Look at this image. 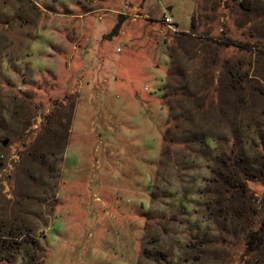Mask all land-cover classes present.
Segmentation results:
<instances>
[{
  "label": "rangeland",
  "instance_id": "obj_1",
  "mask_svg": "<svg viewBox=\"0 0 264 264\" xmlns=\"http://www.w3.org/2000/svg\"><path fill=\"white\" fill-rule=\"evenodd\" d=\"M263 158L264 0H0V264H264Z\"/></svg>",
  "mask_w": 264,
  "mask_h": 264
},
{
  "label": "built area",
  "instance_id": "obj_2",
  "mask_svg": "<svg viewBox=\"0 0 264 264\" xmlns=\"http://www.w3.org/2000/svg\"><path fill=\"white\" fill-rule=\"evenodd\" d=\"M162 22L170 29H173L174 31L177 30V26L175 25V23L173 22L171 16L168 13H165L162 16Z\"/></svg>",
  "mask_w": 264,
  "mask_h": 264
},
{
  "label": "trees",
  "instance_id": "obj_3",
  "mask_svg": "<svg viewBox=\"0 0 264 264\" xmlns=\"http://www.w3.org/2000/svg\"><path fill=\"white\" fill-rule=\"evenodd\" d=\"M264 159V158H263ZM261 166V169H262V174L264 175V162H261V164H260Z\"/></svg>",
  "mask_w": 264,
  "mask_h": 264
},
{
  "label": "water",
  "instance_id": "obj_4",
  "mask_svg": "<svg viewBox=\"0 0 264 264\" xmlns=\"http://www.w3.org/2000/svg\"><path fill=\"white\" fill-rule=\"evenodd\" d=\"M168 10H170V8H168ZM5 143H6V142L4 141V142L2 143V145H5Z\"/></svg>",
  "mask_w": 264,
  "mask_h": 264
}]
</instances>
